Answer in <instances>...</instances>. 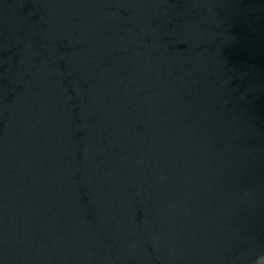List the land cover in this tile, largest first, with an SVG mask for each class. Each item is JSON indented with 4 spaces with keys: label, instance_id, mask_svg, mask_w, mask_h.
<instances>
[{
    "label": "water",
    "instance_id": "obj_1",
    "mask_svg": "<svg viewBox=\"0 0 264 264\" xmlns=\"http://www.w3.org/2000/svg\"><path fill=\"white\" fill-rule=\"evenodd\" d=\"M0 264H264V0H0Z\"/></svg>",
    "mask_w": 264,
    "mask_h": 264
}]
</instances>
